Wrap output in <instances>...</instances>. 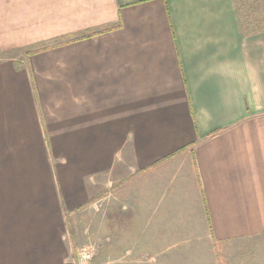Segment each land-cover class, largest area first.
<instances>
[{
    "label": "crops",
    "instance_id": "1",
    "mask_svg": "<svg viewBox=\"0 0 264 264\" xmlns=\"http://www.w3.org/2000/svg\"><path fill=\"white\" fill-rule=\"evenodd\" d=\"M6 18L0 51L24 53L0 62V264H45L105 177L125 238L97 263L264 264V0H6Z\"/></svg>",
    "mask_w": 264,
    "mask_h": 264
},
{
    "label": "rangeland",
    "instance_id": "2",
    "mask_svg": "<svg viewBox=\"0 0 264 264\" xmlns=\"http://www.w3.org/2000/svg\"><path fill=\"white\" fill-rule=\"evenodd\" d=\"M6 19V0H0V35L3 38L9 35ZM23 53V49L20 48L11 47L9 49H2V52L0 51V62L8 61L10 57L15 60H23ZM95 191L98 193L92 200L93 205L91 207H87L85 210L80 208L81 210L78 209L79 212L73 215L67 213V227L64 233L65 239H63L65 249L62 245L48 248V259L41 262L45 264H67L63 259L61 261L59 257H61L62 254L64 257L69 254V256L73 257V261L69 264H99L97 262L102 261L106 255L118 254L117 251H115L116 253H110L108 249L109 246L107 245L111 239H124L125 232L117 231L111 235L106 228V224L108 225L109 223L107 211L110 208L109 205L111 204V211L113 210L115 213L111 215L113 225L117 226L118 218L125 221L126 215L122 214L119 216V209H121L122 206L118 201H113L111 203L112 200L110 201V198L106 199V177L101 178L100 184ZM50 256H58V260H50ZM38 264H40V262H38Z\"/></svg>",
    "mask_w": 264,
    "mask_h": 264
}]
</instances>
